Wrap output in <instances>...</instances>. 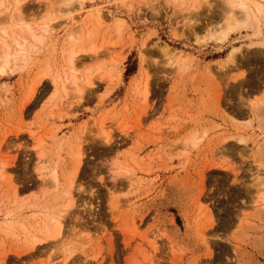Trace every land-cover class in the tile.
Returning a JSON list of instances; mask_svg holds the SVG:
<instances>
[{"label": "rangeland", "instance_id": "obj_1", "mask_svg": "<svg viewBox=\"0 0 264 264\" xmlns=\"http://www.w3.org/2000/svg\"><path fill=\"white\" fill-rule=\"evenodd\" d=\"M18 1L0 0V33L47 30L0 76V264H264V200L249 198L264 178V18L196 44L190 25L225 0ZM67 201L61 234L34 242L44 208Z\"/></svg>", "mask_w": 264, "mask_h": 264}, {"label": "bare ground", "instance_id": "obj_2", "mask_svg": "<svg viewBox=\"0 0 264 264\" xmlns=\"http://www.w3.org/2000/svg\"><path fill=\"white\" fill-rule=\"evenodd\" d=\"M225 1L227 2L228 6L226 9H221V13L219 15L218 21H212L211 20V22L210 21L206 22L205 25H194L195 24V22H194L193 25H190V30L188 32L190 33L191 37L193 38L194 43L200 44V43H203V42H206L209 40L221 43V42L225 41V39L233 31L240 30L242 28L246 29L248 27H253L256 24L258 26H260L262 18H264V0H225ZM19 2L20 1L17 0L18 6H19ZM80 2L83 3L84 0H80ZM17 5H16V8L19 9ZM16 8H14L15 12H16V13L14 12L15 15L18 12V10ZM96 9H97L96 13L98 16L97 20H100V19H102L101 18L102 17L101 16L102 11H101V9H98V8H96ZM90 16L92 17L94 15H90ZM18 18H20V17H18ZM117 21L122 22V20L120 18ZM11 22H13V21H11ZM25 22H23L22 19L20 21L18 19V21L16 23H12V26H9V28L1 29L0 34L10 35L14 39V47L16 45V51L14 49V52H12L11 51V44L4 39L5 37L4 38L0 37V43H1V48H2V51L0 52V59L3 60V63L0 65V76L5 74L6 67L9 64H11L12 62L15 65H21L25 61L24 64H26V61L31 60L30 58H32L33 53L36 52L37 48L39 47V44H42L44 42V36L42 37L41 32L46 31L47 28L45 26L33 27V26H31ZM90 32L92 34L93 30H91ZM70 36L73 39V35L70 34ZM89 36L91 37V35H89ZM191 37H190V39H191ZM13 39H12V44H13ZM73 40H74V43L72 45L71 53L69 52L70 56H71L70 61H71L72 66H74V64H75L76 55L80 54L81 51H84L82 49V47H80V45H79L80 39L79 40L73 39ZM146 43L147 42L144 43L145 48H147ZM77 45L80 47V49L78 48V50L76 49ZM156 45L158 46L159 52L164 53L166 55L170 54L171 56H177L178 60H181V56H180L181 52H178L177 50L174 51V49L169 47L168 44L162 43V42H156ZM90 49L94 50V47H91ZM12 50H13V48H12ZM240 50L241 49L238 47H233V49L230 50L226 60L223 62L224 63L223 67L233 65V64L235 65L236 58H237V55L240 52ZM18 60H23V62H21V64H19ZM72 69H73L72 70L73 72L70 73L69 78H68L70 80L69 82L75 83L77 85L76 87H79L77 91L82 92L83 91L82 89L84 86H82V87L79 86L77 74H75L76 70L74 69V67H72ZM39 81H40V79H39ZM85 81L87 82L88 85L93 84V82L89 76H87ZM54 83L56 85H58V81L56 79H54ZM109 138L110 137H108V135H107L106 139L105 138L104 139L106 140V142L109 143L110 142ZM81 151H82V149L80 150L79 153H77V156H76V158H78V162H77L78 167L76 166L77 169H76V172L74 174V177L72 175L73 178L71 180H72L73 184L75 182L74 181L75 175L78 174L77 171L80 167V164H81L83 156H84V153ZM254 179H255V184L253 186L255 187V191H254V193H252V195L249 198H251V201H253V202H257V201L259 202V200H258L259 197H261V199L264 200V192H263V190H264V187H263L264 186V183H263L264 180L263 179L264 178H262V176L260 177L258 175V176H255ZM51 180H53L52 183H54L55 186H58L59 180H58L56 170L53 171ZM72 189H73V186L70 187L69 189L64 190V193L61 194L60 197H58V198L67 199V200L71 199L73 196V190ZM249 192H248V194L251 193V192L250 193ZM259 194H260V196H259ZM54 201H55V199H54ZM65 204H67V205H65ZM65 204H64L65 207H64V205H61V207H59L58 210H54L51 212L48 211V209H47L48 206L47 207L45 206L46 208H44V210H43L44 212H41V213L46 214V221H44V225H42L43 226L42 230L40 229L41 233H42V237L36 236L33 239L34 242H37L39 240L45 241L48 238L50 240V238L51 239L55 238L56 236L61 234L62 227L64 224L63 223L64 217L67 214L66 212H68L69 207L72 206L73 203L70 201L69 202L67 201ZM52 209H53V207H52ZM56 209H57V206H56ZM18 211H20V210H18ZM9 214H11V212ZM8 219H9V217H8ZM15 219H16V217H15ZM4 223H6V222H4ZM20 224L24 229H27V225L25 224V222L20 221ZM13 226L10 225L9 229L13 230L12 229Z\"/></svg>", "mask_w": 264, "mask_h": 264}]
</instances>
